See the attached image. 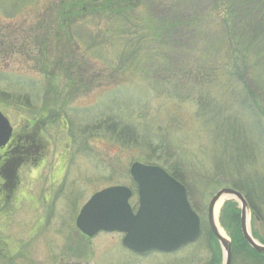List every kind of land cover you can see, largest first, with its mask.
Returning a JSON list of instances; mask_svg holds the SVG:
<instances>
[{"label":"rangeland","instance_id":"rangeland-1","mask_svg":"<svg viewBox=\"0 0 264 264\" xmlns=\"http://www.w3.org/2000/svg\"><path fill=\"white\" fill-rule=\"evenodd\" d=\"M59 2L0 0V35L6 32L3 38L0 37V109L8 113L19 110L15 115L19 113L25 119L37 116L40 111L59 115L50 129V147L60 158V177L73 180L71 197L82 198L89 188L93 193L111 185H128L132 180V163H148L147 149L137 144L123 146L95 123L98 116L112 113L110 109L118 107L121 120L132 121L143 133L144 129L146 134L152 135L162 131L178 139L177 144L189 161L178 167L173 163V166L186 177L189 200L202 220L203 232L195 243L173 253L156 251L140 259H151L155 264H224L223 250L209 224L210 201L224 187L236 188L245 195L251 207V231L264 243V51L257 52L259 64L249 74L247 85L237 90L238 97L235 96L237 92L228 90L229 87L221 90V86H217L218 90H213L216 99L233 100L236 104V117L240 118L245 131L240 138V148L244 151L236 152L231 149V143L225 144L216 136L202 132L201 123L195 121L198 106L194 101L179 103L167 98L157 99L151 81L140 75L141 66L132 68L134 64L131 63L128 71L114 73L111 63L117 55L115 49L99 48L95 53L93 50L86 52L85 48L77 51L74 45L77 35L84 37L82 39L96 36L94 24L97 21L86 15L72 24L63 25L59 13L53 10ZM77 26L80 27L77 29ZM220 36L215 32L213 38L206 40L219 44ZM200 57L204 63L202 52ZM78 59L87 64L85 70L75 71L72 65ZM68 63L72 64L70 69ZM69 73L71 77H67ZM48 76L55 80V85L51 86ZM70 78L80 80L68 85ZM247 87L250 92L246 93ZM51 88L57 91L52 92ZM113 97L126 103L122 106L111 103ZM260 109H263L260 115H256ZM16 116L13 119L17 122ZM62 120L68 122L69 129ZM245 139L250 144L248 149ZM226 142L234 143L232 138ZM47 162L50 164L51 158ZM148 164L163 166L154 161ZM84 183L89 187H79ZM235 212H238V218ZM240 217L239 203L235 199H225L218 220L229 238H234L237 229H241ZM103 242V237L92 241L91 259L96 254L101 259H116L117 254L113 251L102 253L101 248H105L100 245ZM62 251L60 248V259ZM67 262L68 258L63 261ZM232 264H264V255L257 258L247 246L238 245L233 251Z\"/></svg>","mask_w":264,"mask_h":264},{"label":"trees","instance_id":"trees-1","mask_svg":"<svg viewBox=\"0 0 264 264\" xmlns=\"http://www.w3.org/2000/svg\"><path fill=\"white\" fill-rule=\"evenodd\" d=\"M149 3L147 0H60L57 6L53 5V10L59 13L63 25L86 15L97 21L94 24L96 36L82 39L84 37L77 35L74 43L77 51L85 48L86 52L95 53L99 48L115 49L117 55L111 63L114 73L128 71L131 63L132 68L141 66L140 75L151 81L157 99L167 98L179 103L194 101L198 106L195 121L201 123L202 132L216 136L225 144L231 143V149L236 152L244 151L240 148V138L245 131L240 118L236 117V104L233 100L216 99L214 91L221 86V90L229 87L232 93L237 92L242 85H247L249 74L257 68V52L264 51V0H151ZM215 32L221 35L219 44L206 40L213 38ZM109 34L111 36H107ZM106 38L109 40L105 41ZM200 52L205 57L204 63ZM72 64H67L69 69ZM82 64L83 60L78 59L72 66L77 71L87 65ZM86 72L82 73V79ZM66 75L72 76L71 73ZM53 77L57 80L56 75ZM47 79L51 86L55 85L52 77ZM79 80L66 81L71 85ZM245 92H250L249 87ZM123 93L126 95L125 91ZM238 95L237 92L235 96ZM111 103L122 106L126 102L113 97ZM261 110L256 115H260ZM110 111L112 113H103L95 119L100 129L123 146H143L147 149L148 163L154 161L168 167L169 173L187 183L186 177L173 166V163L178 167L189 161L175 136L162 131L146 134L145 129L143 133L132 121L121 120L118 107ZM228 138L235 144L226 142ZM245 140L248 149L250 144ZM235 216L238 218V212ZM232 243L234 249L238 245L247 246L257 258L264 255L249 246L241 229H237Z\"/></svg>","mask_w":264,"mask_h":264},{"label":"flooded vegetation","instance_id":"flooded-vegetation-1","mask_svg":"<svg viewBox=\"0 0 264 264\" xmlns=\"http://www.w3.org/2000/svg\"><path fill=\"white\" fill-rule=\"evenodd\" d=\"M0 111L11 126L8 140L0 145V264H19V261L20 264H155L154 260L140 257L159 250L139 251L128 246L126 232L100 230L89 235L78 228L81 211L103 188L93 193L90 188L86 189L82 198L71 197L73 180L60 177V158L50 147V129L59 115L40 111L37 116L25 119L19 110H15L17 116L12 110L9 113ZM14 116L18 118L17 122ZM62 122L66 124L65 128H70L67 121ZM49 157L50 164L47 162ZM82 185L89 187L87 183L79 187ZM120 185L130 189L129 203L132 212L137 214L140 208L137 182L132 179L128 185ZM97 237L104 238L100 245L105 248H101L102 253L113 251L117 254L116 259H101L97 254L91 259L92 241ZM186 245L162 252L173 253ZM60 248L63 249L62 259ZM67 258L68 262L63 263Z\"/></svg>","mask_w":264,"mask_h":264},{"label":"water","instance_id":"water-1","mask_svg":"<svg viewBox=\"0 0 264 264\" xmlns=\"http://www.w3.org/2000/svg\"><path fill=\"white\" fill-rule=\"evenodd\" d=\"M11 132L9 120L0 111V145ZM139 186L140 208L137 214L129 204L131 191L125 186L108 187L85 205L77 226L89 235L100 230L122 231L125 243L139 251H173L194 242L201 234V220L188 199L186 187L162 166L136 161L130 169ZM222 199H235L241 209L240 226L247 243L264 254V244L255 239L250 228L251 207L245 195L233 187L218 190L209 204V224L224 255V264H232V241L219 227L216 208ZM221 226V224H220ZM222 227V226H221Z\"/></svg>","mask_w":264,"mask_h":264},{"label":"bare ground","instance_id":"bare-ground-1","mask_svg":"<svg viewBox=\"0 0 264 264\" xmlns=\"http://www.w3.org/2000/svg\"><path fill=\"white\" fill-rule=\"evenodd\" d=\"M224 201H225V199H222V200L218 203V205H217V208H216V217H217V218H218L219 210H220V208H221V206H222V204H223ZM219 227H220L221 231H222L223 233H225L224 230L222 229V227L220 226V224H219Z\"/></svg>","mask_w":264,"mask_h":264}]
</instances>
